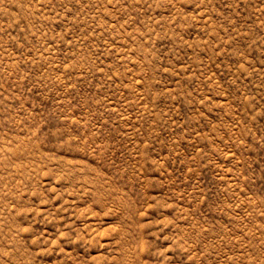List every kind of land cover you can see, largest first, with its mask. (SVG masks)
Instances as JSON below:
<instances>
[{"label":"rangeland","instance_id":"obj_1","mask_svg":"<svg viewBox=\"0 0 264 264\" xmlns=\"http://www.w3.org/2000/svg\"><path fill=\"white\" fill-rule=\"evenodd\" d=\"M0 264H264V0H0Z\"/></svg>","mask_w":264,"mask_h":264}]
</instances>
